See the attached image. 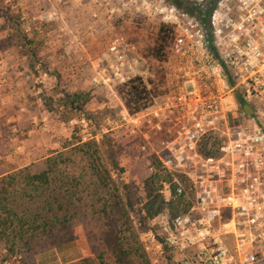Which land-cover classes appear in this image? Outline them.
Masks as SVG:
<instances>
[{
	"label": "built area",
	"instance_id": "2783aa9c",
	"mask_svg": "<svg viewBox=\"0 0 264 264\" xmlns=\"http://www.w3.org/2000/svg\"><path fill=\"white\" fill-rule=\"evenodd\" d=\"M177 1L143 0L171 27L169 54L159 95L119 119L140 138L150 128L169 177L160 193L168 202L173 188L188 206L156 216L138 242L148 264H264V0ZM117 43L107 50L115 58ZM107 73L108 84L127 81ZM68 124L91 137V118ZM3 254L0 264H21Z\"/></svg>",
	"mask_w": 264,
	"mask_h": 264
},
{
	"label": "rangeland",
	"instance_id": "374dc122",
	"mask_svg": "<svg viewBox=\"0 0 264 264\" xmlns=\"http://www.w3.org/2000/svg\"><path fill=\"white\" fill-rule=\"evenodd\" d=\"M177 2L185 6L183 2ZM161 26L170 27L145 10L143 0H0V54L18 53L24 59L26 72H46L55 79H59L62 72H121L124 80L141 77L145 83H152V95L158 96L162 63L168 57L170 43L168 40L165 49L156 55V40ZM87 38L94 45H86ZM116 40H119L117 58L107 52ZM90 53L98 60H90ZM81 79L85 81L86 77L83 75ZM61 80H65L64 86L60 90L52 86L47 88L50 92L40 97V103L51 116L58 118L64 129L71 130L59 146L60 150L66 149L62 152L68 155L74 148L87 142L82 140L81 130L69 126L68 122L89 117L85 113V105L81 111H74L63 104L66 96L75 93L69 87L67 77ZM123 84L113 82L114 96H121ZM80 94L87 96L86 91ZM114 106L111 115L119 110L116 99ZM93 122L96 133L101 125L100 117L96 116ZM111 134H100L98 142H92L97 147L102 164L111 170L112 179L129 186L134 203L133 211L129 210V213L139 232L135 213L143 202V183L157 159L153 154L141 153L135 147L132 149V162L119 167L118 158L123 150L110 137ZM149 136L151 138L147 139V143L152 148L157 140L156 136ZM112 161L117 165L116 170L111 168ZM82 164L85 161L75 153L71 157V166L77 168ZM75 215L70 230L76 229L77 235L82 236L86 254L74 264H112L110 252L101 241L99 224L94 219L84 223L78 213ZM145 227L147 229L149 223ZM45 235L38 232L29 244L30 251L16 254L21 256V264H34L33 251L52 248L50 239ZM4 256L0 247V260Z\"/></svg>",
	"mask_w": 264,
	"mask_h": 264
},
{
	"label": "trees",
	"instance_id": "16d2710c",
	"mask_svg": "<svg viewBox=\"0 0 264 264\" xmlns=\"http://www.w3.org/2000/svg\"><path fill=\"white\" fill-rule=\"evenodd\" d=\"M171 39V28L161 26L156 55ZM120 90L119 98L130 114L143 110L151 97L156 96L152 95V83H145L141 77L127 80ZM86 101L87 96L74 94L66 96L63 104L81 111ZM75 153L85 161L77 168L71 166ZM66 154L60 152L49 157L44 162L46 170L41 173L30 174L25 169L0 178L1 249L7 255L29 252V244L38 232L46 234L50 246L69 242L73 239L70 225L78 213L84 223L94 219L99 224L101 241L110 252L112 264H148L129 213L134 206L129 186L112 179L111 170L102 164L94 142L80 144ZM111 168L117 169L113 161ZM168 181V175L155 160L143 183L141 208L135 213L140 231L165 210L171 215L185 212L188 204L185 198L174 197L173 188L168 202L161 195V184Z\"/></svg>",
	"mask_w": 264,
	"mask_h": 264
},
{
	"label": "crops",
	"instance_id": "0c3cea01",
	"mask_svg": "<svg viewBox=\"0 0 264 264\" xmlns=\"http://www.w3.org/2000/svg\"><path fill=\"white\" fill-rule=\"evenodd\" d=\"M86 42L88 46L94 45L88 38ZM22 58L13 52L0 54V178L25 169L30 174L41 173L46 170L44 162L49 157L66 150H60L59 146L71 130L64 129L58 118L51 116L40 103V97L50 92L47 88L60 90L64 86L63 77L68 78L67 83L75 94L86 91V115L92 120L96 116L101 119L98 131L95 133L92 128L91 137L86 141L98 142L100 134L104 135L103 129L105 134L112 133L110 137L123 150L118 158L119 167L129 165L134 158L132 149H138V144L151 138L150 128L143 130L145 136L140 138L121 124L119 112L123 105L119 96H114L113 83L104 81L107 72H62V76L55 79L46 72H26ZM90 60L98 59L91 54ZM83 75L85 81L81 79ZM94 78H97L96 83ZM115 99L119 110L111 115ZM156 148L153 144L144 153L153 154ZM71 235L73 239L69 242L33 251L34 264H74L83 259L85 242L76 229L71 230Z\"/></svg>",
	"mask_w": 264,
	"mask_h": 264
},
{
	"label": "water",
	"instance_id": "95a60500",
	"mask_svg": "<svg viewBox=\"0 0 264 264\" xmlns=\"http://www.w3.org/2000/svg\"><path fill=\"white\" fill-rule=\"evenodd\" d=\"M242 109H243V111L245 112V114H249L250 109H249L248 106L244 105V106L242 107Z\"/></svg>",
	"mask_w": 264,
	"mask_h": 264
}]
</instances>
